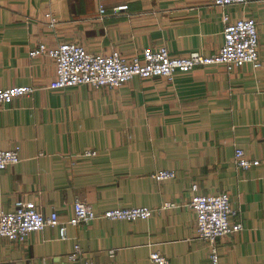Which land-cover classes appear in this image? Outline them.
I'll return each instance as SVG.
<instances>
[{
    "label": "crops",
    "instance_id": "crops-1",
    "mask_svg": "<svg viewBox=\"0 0 264 264\" xmlns=\"http://www.w3.org/2000/svg\"><path fill=\"white\" fill-rule=\"evenodd\" d=\"M227 11L257 20L260 69L213 65L118 88L51 89L53 59L30 55L40 44L127 58L162 45L173 56L210 55L224 41L222 9L213 0H0V89L35 88L0 105V149L21 156L0 170V208L23 201L67 222L77 198L96 212L174 204L143 220L68 225L67 239L58 226L23 241L0 237V264H81L69 258L76 242L90 264H154L155 251L172 264H210L190 206L195 183L199 194L228 193L243 224L217 239L220 264H264V0ZM237 147L259 165L238 169ZM88 149L97 154L82 156ZM161 169L177 176L157 181Z\"/></svg>",
    "mask_w": 264,
    "mask_h": 264
},
{
    "label": "built area",
    "instance_id": "built-area-1",
    "mask_svg": "<svg viewBox=\"0 0 264 264\" xmlns=\"http://www.w3.org/2000/svg\"><path fill=\"white\" fill-rule=\"evenodd\" d=\"M250 0H213L216 7L222 9L224 23L223 44L213 54L205 55L195 51L186 56H173L166 45L157 48H147L143 55L133 58L125 57L120 51L110 53H93L84 45L66 41L55 47L40 44L30 51L35 57L46 54L55 63L56 76L50 83L51 89H65L77 85H90L95 88H118L135 76L142 78L166 77L171 79L176 73H184L196 67L224 65L228 71L251 64L260 69L263 62L259 51V29L257 20L253 17L232 19L228 7L245 6ZM118 9H127V5ZM101 13L105 12L103 6ZM49 24L54 26L56 19L52 13H47ZM33 86H13L0 89V105L10 103L13 99L32 94ZM97 151L86 150L84 157L95 156ZM21 161L20 148L0 149V170ZM234 161L238 169H249L259 165L260 161L250 159L244 149H235ZM157 181L174 179V170L161 169L154 175ZM198 184H193L190 206L196 213V229L199 237L210 245V264H220V252L217 246L219 237L239 232L243 229L241 221H236L238 210L235 209L226 192L217 194H199ZM174 207L167 202L155 209L147 206L121 207L96 212L87 202L77 198L73 203V216L63 222L58 212L45 216L41 210L29 203L19 201L14 209L9 211L0 208V237L11 241H23L30 233L42 231L47 226H58L61 238L67 239L68 225L78 226L96 220H126L137 221L150 218L154 213ZM72 262L90 264L85 259V253L79 242L74 244V250L69 255ZM151 260L154 264H172L170 259L160 252H153ZM15 264V263H11Z\"/></svg>",
    "mask_w": 264,
    "mask_h": 264
}]
</instances>
